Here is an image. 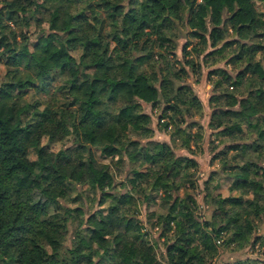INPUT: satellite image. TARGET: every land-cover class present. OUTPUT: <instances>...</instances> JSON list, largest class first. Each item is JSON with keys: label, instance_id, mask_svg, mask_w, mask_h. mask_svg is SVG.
Returning a JSON list of instances; mask_svg holds the SVG:
<instances>
[{"label": "trees", "instance_id": "1", "mask_svg": "<svg viewBox=\"0 0 264 264\" xmlns=\"http://www.w3.org/2000/svg\"><path fill=\"white\" fill-rule=\"evenodd\" d=\"M257 3L0 0V264H158L159 244L163 264H212L220 247L264 248ZM182 29L183 61L174 54ZM202 69L219 166L204 182L209 217L196 200L198 162L173 147L193 153L202 137L203 104L187 83ZM143 104L160 111L156 128ZM221 179L226 196L215 192ZM83 195L99 208L85 209Z\"/></svg>", "mask_w": 264, "mask_h": 264}, {"label": "rangeland", "instance_id": "2", "mask_svg": "<svg viewBox=\"0 0 264 264\" xmlns=\"http://www.w3.org/2000/svg\"><path fill=\"white\" fill-rule=\"evenodd\" d=\"M257 8L259 11H261L264 14V4L262 3H257ZM186 30H179L178 34H179V38L176 41V48L174 50V54L176 56V58L178 60L183 61V53H182V47L183 45L188 41V38L186 36ZM32 39L35 41V36H32ZM40 42H43L42 40H40ZM34 50L36 52H40L41 49L34 47ZM201 61V58L198 60ZM218 66H224V61H221L218 63ZM228 68V67H227ZM190 72V71H188ZM207 69H202V73L200 76V81L199 82H195L196 76H194L193 73L190 72V74L188 75V79H187V83L193 86V89L196 93V95L199 97V99L201 100L202 104H203V112L202 115H197L194 117V119L196 121H198V123L202 126V137L201 139H199L197 142H192L191 143V147L190 150L193 151V153H191L189 151L188 148L180 145V143H175L173 145L174 147V151L175 154L177 155H188V156H192L197 162H198V170H197V174H196V178H193L197 185L198 188L195 191L196 194V200L197 202L200 204V212L201 214H203L205 217H209L210 215V210H211V206L210 204H205L204 200H203V196H204V182L207 180V178L209 177L210 173L213 172V170H217L218 169V162H214L211 163L210 159L212 156L211 152V146L212 143L211 140H213V136L211 135V131L207 128V123L209 121V116L211 113V110L208 106V99L209 96L211 95V87L210 84L207 82L206 80V76H207ZM4 73V69H3V65L0 64V82L2 79ZM1 94V93H0ZM3 101V100H2ZM143 110L144 112L148 113L151 115L152 118V126L154 128H156L157 126V118L159 117L160 111L158 112L157 109H152L151 105L149 104H143ZM231 114V113H229ZM191 132L192 134H194L195 132H197V129L195 127L191 128ZM170 133L169 132H164V131H156L155 135H154V139L159 140V141H166L169 142L170 140ZM230 140H235L234 138H231ZM231 142V141H229ZM68 142H63V143H58V144H54L51 145V149L52 150H57L58 148H60L62 145H67ZM111 158H115V154L112 155V157L108 158L107 162L110 161ZM219 188H217L215 190L216 193H220L222 196H226L229 192H228V187H229V181L227 179H221L220 183H219ZM237 195V192H234ZM82 205L85 209H98V204H97V199L96 197H90L88 198L87 196L83 195V198L81 200ZM64 205L67 208H72L73 205L70 204L69 202H64ZM154 209H158L157 206L154 207ZM140 220H142L144 223H146V211L144 210V208L141 209V213L139 215ZM261 231L264 232V224L261 226ZM69 239L66 242V244H69ZM163 246L161 244H159V249H158V253H159V262L158 264H163V258H162V253H163ZM261 252V253H259ZM246 258H259L262 262H264V248H258V245H256L253 248H247L243 251H237V252H233L230 251L226 248H221L219 249V254L216 258V260L213 261L212 264H221L224 262H232L238 259H246Z\"/></svg>", "mask_w": 264, "mask_h": 264}]
</instances>
